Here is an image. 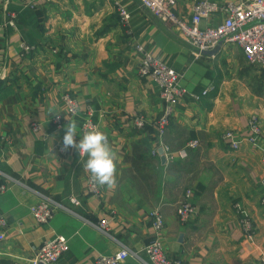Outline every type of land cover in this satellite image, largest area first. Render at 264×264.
Segmentation results:
<instances>
[{"label":"crops","instance_id":"crops-1","mask_svg":"<svg viewBox=\"0 0 264 264\" xmlns=\"http://www.w3.org/2000/svg\"><path fill=\"white\" fill-rule=\"evenodd\" d=\"M195 1L176 0L174 12L189 21ZM118 4L131 14L129 27L120 23ZM11 13L16 28L5 25ZM224 16L204 18L200 27L215 26ZM23 43L32 47L25 55ZM137 44L175 69L188 91L162 139L153 123L143 131L130 123L136 114L155 120L163 110L157 85L139 75ZM65 93L79 103L74 116L63 104ZM88 109L118 158L115 183L102 185L97 197L86 191V155L72 148L64 156L57 149L69 120L83 135ZM57 114L62 129L53 123ZM254 115L262 129L257 145L243 140L232 149L223 133L245 136ZM32 123L40 130H32ZM191 140L200 146L182 158L179 151ZM160 142L171 148L172 161L164 154L163 161ZM263 150L264 70L251 66L238 45L220 43L196 59L178 28L139 0H0V163L10 171L0 170V216L6 221L0 226V260L29 264L43 242L57 235L66 237L69 249L54 264H94L98 255L124 246L146 259L144 247L153 236L149 215L158 209L169 257L188 264H259ZM188 188L196 212L182 223L177 208ZM42 195L64 208L40 225L30 207ZM237 204L252 218V239L245 236ZM103 220L107 234L94 227ZM122 264L146 263L130 256Z\"/></svg>","mask_w":264,"mask_h":264},{"label":"built area","instance_id":"built-area-1","mask_svg":"<svg viewBox=\"0 0 264 264\" xmlns=\"http://www.w3.org/2000/svg\"><path fill=\"white\" fill-rule=\"evenodd\" d=\"M38 1L51 2L52 0H30L31 3H37ZM139 2L143 8L150 11L156 18L175 25L191 44L192 54L196 59L200 58L204 53L211 51L220 43H228L238 45L251 66L258 70H264V0H236L225 3L212 0H196L192 6V14L189 21L181 19L174 12L176 0H139ZM118 13L120 23L125 27H129L131 14L126 7L118 4ZM218 13L225 15L222 22L215 26L200 27L202 19ZM16 20V16L11 13L8 15L5 25L16 28ZM31 50V45L26 43L22 44V55H25ZM135 52L139 58V75L151 79L157 85L163 110L162 114L155 120L149 119L144 114H136L130 119V123L134 129L141 131L149 126L150 123H153L157 131V137L162 139L167 133L175 106L181 99L186 97L188 91L179 85V73L156 57L152 52L146 50L144 46L137 44L135 46ZM207 92L208 89L204 90L202 94L206 95ZM192 96L196 100L200 99V95L194 94ZM62 100L70 116L78 113L80 109L79 103L70 93H65L62 96ZM93 116L94 111L88 109L81 127L82 133L98 129L93 120ZM53 123L58 129H62L63 116L61 114L55 115ZM31 128L34 131H39L40 125L38 123H32ZM261 133L262 129L259 119L254 115L249 120V131L245 136L242 137L233 130H227L223 133V137L232 149H238L243 140H247L256 146ZM64 134L57 149L60 154L66 156L73 147L64 149ZM159 144L166 159L172 161L174 159V153L171 151V148L166 143L160 142ZM199 146L200 143L198 140H191L179 151V156L186 158L189 151L197 149ZM152 155H159L157 149L152 151ZM261 183L263 185L261 201L264 204V179L261 180ZM4 190V186H1L0 192ZM86 191L90 195L100 196L102 185H99L90 175L87 179ZM192 199L193 190L187 189L184 193V198L177 208V216L182 223L188 222L196 212ZM70 201L76 205L80 204L74 197H71ZM58 207L64 208L63 205L57 203L51 197L42 195L40 201L30 207V213L36 223L43 225L51 221ZM235 208L240 214L246 238L252 239L255 232L252 218L240 204L235 205ZM149 217L152 222L153 236L144 247L143 252L146 259H143L141 254L135 253L124 246L116 254L98 255L94 264H122L130 256L146 264H188L178 258H171L166 253L162 242L165 221L161 212L155 209L150 213ZM0 226L3 229L6 227V221L1 216ZM94 227L106 234L108 233V222L106 220L101 221L99 224H94ZM68 249L69 245L66 237L57 235L43 242L35 256L30 259L29 264H54L60 260ZM259 264H264V255L260 258Z\"/></svg>","mask_w":264,"mask_h":264},{"label":"clouds","instance_id":"clouds-1","mask_svg":"<svg viewBox=\"0 0 264 264\" xmlns=\"http://www.w3.org/2000/svg\"><path fill=\"white\" fill-rule=\"evenodd\" d=\"M63 147H73L80 155H86L83 166L99 185L111 187L115 183L118 158L102 131L93 129L80 136L76 122L69 120L63 136Z\"/></svg>","mask_w":264,"mask_h":264},{"label":"trees","instance_id":"trees-1","mask_svg":"<svg viewBox=\"0 0 264 264\" xmlns=\"http://www.w3.org/2000/svg\"><path fill=\"white\" fill-rule=\"evenodd\" d=\"M0 170L3 171V172H6V173H10L9 169L7 168V166L2 164V163H0ZM0 264H10V263H8L5 260H0Z\"/></svg>","mask_w":264,"mask_h":264},{"label":"water","instance_id":"water-1","mask_svg":"<svg viewBox=\"0 0 264 264\" xmlns=\"http://www.w3.org/2000/svg\"><path fill=\"white\" fill-rule=\"evenodd\" d=\"M160 154H162V155H163V150H162V149L160 150ZM162 158H163V161L165 162L164 155H163V157H162ZM39 264H44V263H39Z\"/></svg>","mask_w":264,"mask_h":264},{"label":"rangeland","instance_id":"rangeland-1","mask_svg":"<svg viewBox=\"0 0 264 264\" xmlns=\"http://www.w3.org/2000/svg\"><path fill=\"white\" fill-rule=\"evenodd\" d=\"M256 83H257V88H258V85H259V81H257V80H256ZM145 129H146V128H145ZM145 129H144V130H145ZM142 131H143V130H142ZM171 151H172V150H171ZM188 189H189V188H188Z\"/></svg>","mask_w":264,"mask_h":264}]
</instances>
